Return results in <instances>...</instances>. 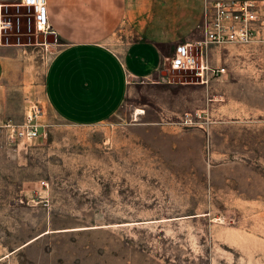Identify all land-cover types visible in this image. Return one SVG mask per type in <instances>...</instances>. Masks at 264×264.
<instances>
[{
  "label": "rangeland",
  "instance_id": "1",
  "mask_svg": "<svg viewBox=\"0 0 264 264\" xmlns=\"http://www.w3.org/2000/svg\"><path fill=\"white\" fill-rule=\"evenodd\" d=\"M26 14L9 11V41L32 45L22 114L36 105L41 128L13 143L5 124L23 117L0 127V264H264V44L208 47L226 73L205 85L167 63L165 86L81 126L46 106L58 46Z\"/></svg>",
  "mask_w": 264,
  "mask_h": 264
},
{
  "label": "crops",
  "instance_id": "2",
  "mask_svg": "<svg viewBox=\"0 0 264 264\" xmlns=\"http://www.w3.org/2000/svg\"><path fill=\"white\" fill-rule=\"evenodd\" d=\"M209 1L45 0L48 28L36 29L37 41L52 34L58 46L42 81L46 106L67 123L95 125L110 119L133 89L165 86L158 80L176 48L201 41L196 27ZM20 3L0 0V21L12 23L9 11L19 14ZM24 20L28 31L35 26L32 14ZM13 30H0V127L21 122L31 85L32 45L20 37L11 43Z\"/></svg>",
  "mask_w": 264,
  "mask_h": 264
},
{
  "label": "built area",
  "instance_id": "3",
  "mask_svg": "<svg viewBox=\"0 0 264 264\" xmlns=\"http://www.w3.org/2000/svg\"><path fill=\"white\" fill-rule=\"evenodd\" d=\"M20 7L34 16L35 28L44 33L47 27L45 0H20ZM19 21L15 20L18 27ZM29 25V21L27 22ZM9 21H0V30L12 27ZM202 33L201 41L194 44L200 59L192 55L191 46H178L170 60L171 71H196L200 84L220 78L226 73L223 67L211 68L203 51L210 46H248L264 44V0H214L204 7L202 21L196 27ZM39 112L34 104L25 107L23 121L19 125L5 124L8 140L30 143L40 137Z\"/></svg>",
  "mask_w": 264,
  "mask_h": 264
},
{
  "label": "water",
  "instance_id": "4",
  "mask_svg": "<svg viewBox=\"0 0 264 264\" xmlns=\"http://www.w3.org/2000/svg\"><path fill=\"white\" fill-rule=\"evenodd\" d=\"M50 38H51V41L49 40ZM40 39H41L39 41L40 44H45V43L54 44L55 43V39H54L52 34H46V35L43 34V35L40 36Z\"/></svg>",
  "mask_w": 264,
  "mask_h": 264
},
{
  "label": "bare ground",
  "instance_id": "5",
  "mask_svg": "<svg viewBox=\"0 0 264 264\" xmlns=\"http://www.w3.org/2000/svg\"><path fill=\"white\" fill-rule=\"evenodd\" d=\"M140 114H142V112L141 111H137L136 115H140Z\"/></svg>",
  "mask_w": 264,
  "mask_h": 264
}]
</instances>
